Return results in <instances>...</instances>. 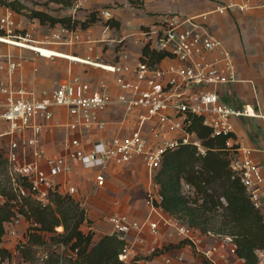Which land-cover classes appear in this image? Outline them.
<instances>
[{
  "label": "built area",
  "instance_id": "obj_1",
  "mask_svg": "<svg viewBox=\"0 0 264 264\" xmlns=\"http://www.w3.org/2000/svg\"><path fill=\"white\" fill-rule=\"evenodd\" d=\"M250 6V0H234L214 10L223 13L229 8L243 10ZM13 12L7 6L0 10V40L10 36L33 40L30 32H15L20 24ZM104 14L106 18L111 16L109 10ZM207 14L200 16L207 18ZM141 33L150 47L167 52L161 61L150 63L138 55L134 65L105 62L101 67L114 73L108 81L74 76L58 83L52 91L36 92L22 84L15 88L11 78L0 87V137L8 138L6 157L18 194L31 192L45 205L52 190L77 192L75 178L81 172H92L93 184L103 187L109 179L108 170L116 165L140 161L145 166L148 215L140 219L114 212L109 216L112 231L126 240L119 254L126 262L133 259L128 235L134 234L135 243H141L146 231L157 234L165 226L201 247L203 233L198 228L165 213L156 203L160 196L153 181L168 149L191 144L199 153L206 152L202 139L187 127L189 116L202 115L204 123L212 127V134H236L235 120L239 117L264 120V113L252 104L238 106L224 98L226 86L239 80L235 58L205 24L171 12L160 24ZM69 39L55 32L47 42L67 43ZM19 64L11 57L7 63L0 61V74H12ZM60 109L68 116L64 123L67 137L61 152L47 153L41 146L42 129L55 124L51 120L61 113ZM110 111H119L120 118L112 119ZM234 140L239 142L238 138ZM232 141L230 137L227 143ZM239 144L231 165L241 175L254 205L264 211V167L254 154L255 148ZM208 233L217 240L204 249L213 264L225 259L226 245L235 253L231 235ZM258 255L264 264V250L259 249Z\"/></svg>",
  "mask_w": 264,
  "mask_h": 264
},
{
  "label": "rangeland",
  "instance_id": "obj_2",
  "mask_svg": "<svg viewBox=\"0 0 264 264\" xmlns=\"http://www.w3.org/2000/svg\"><path fill=\"white\" fill-rule=\"evenodd\" d=\"M22 1L27 4L28 8L43 7L54 14L71 13L80 18L85 17L91 10L98 8V14L101 15V18L85 29L79 27L76 30H66L60 24L40 23L38 18L27 15V11H29L27 8L22 9L21 13L14 11V17L20 24V27L15 31L17 34L24 35L26 32H30V37L33 40H28L29 42L36 43L41 47L56 48L61 52L75 56L62 55V57L47 51L38 52L29 47H22L0 40V61L7 63L11 57L13 60L20 62L12 74L5 71L1 72L0 87L8 83L9 78L13 80L15 88L24 85L36 92L52 91L58 83L74 76H80L83 79L108 81L114 76L113 72L107 71L101 66L86 63L85 59L89 58L103 63L120 61L121 63L134 65L145 43L141 31L149 28L152 24L149 20L143 19L144 14L141 7H144V5L141 0H131L133 5L138 8L136 16H133V8L125 3V0H76L72 6L63 7L55 2H46V0ZM194 1L188 0L186 5L191 7ZM112 7H119L125 15L124 19L130 16V20L133 19L131 21L126 20L124 26H109L110 29H108L107 25L104 24L106 18L104 11L111 10ZM0 10H3L2 4H0ZM171 12L175 11L170 9L164 12V15ZM129 31L133 34L124 36ZM55 32L63 33L71 41L67 43L47 42V39L51 38ZM17 74L18 76H16ZM230 96V92L227 91L225 98L232 101ZM60 112L51 120L55 124L42 129L41 146L47 153L61 152L67 137V128L64 123L68 120V116L65 114L64 109H60ZM110 112H112V119L120 118L121 113L119 111ZM242 125L253 145L259 146V140L264 138V133L258 121L243 118ZM7 146L8 138L0 137V153L3 154L0 156V185L9 189L13 187V180L8 160H5ZM29 147L32 146L29 145ZM262 166L264 167V163H262ZM107 176L109 179L106 186L103 187L93 184L92 172H81L75 178L79 188L73 195L87 209L90 220L83 223L82 228L84 230L89 227L93 228L96 232L95 238L105 232L112 231L109 216L114 212L127 213L140 219L145 218L146 213H149V206L145 201L149 180L146 168L140 161L120 163L109 169ZM15 210L16 213L6 226V234L2 241V245L12 251L14 264H45L48 255L53 250L61 254L69 252L63 244L54 243L50 239L42 244L32 245L27 238L31 221L19 211L18 205H15ZM153 218L157 217L153 216ZM58 227L59 230L63 229L62 226ZM182 239L181 235L175 231L172 232L171 228L166 226L157 234L146 231L144 241L141 243H135L134 234L128 235L135 264H213L204 253L205 248L217 241L210 233L202 234L200 249L187 240L179 244ZM22 246L25 247L26 257L22 253ZM223 249L225 259L220 258L219 264H242L243 261H238L239 257L232 252L230 246L226 245Z\"/></svg>",
  "mask_w": 264,
  "mask_h": 264
},
{
  "label": "trees",
  "instance_id": "obj_3",
  "mask_svg": "<svg viewBox=\"0 0 264 264\" xmlns=\"http://www.w3.org/2000/svg\"><path fill=\"white\" fill-rule=\"evenodd\" d=\"M75 1L46 0L61 7L72 6ZM0 4L20 13L27 8V15L38 18L40 23L60 24L68 30L85 29L101 18L98 8L80 18L71 13L54 14L43 7L28 8L22 0H0ZM104 24L120 27L121 22L109 16L104 19ZM166 55V51L152 48L147 42L142 46L140 57L155 63ZM187 127L196 132L207 150L199 153L195 146L182 144L165 152L153 176L160 196L156 203L162 206L165 213L198 228L202 233L212 231L231 235L235 253L245 264H261L258 250H264V211L254 205L241 175L231 165L240 145L234 140L237 135L212 134V127L205 124L199 114L189 116ZM230 137L233 141L228 144ZM0 192L3 196L0 202V264H14L12 251L2 245V241L6 234L5 222L16 213L15 205L31 221L27 238L32 245L50 239L63 244L69 251L61 254L53 250L45 264H135L134 258L126 262L119 256L126 244L124 238L113 231L95 238L93 228H82V224L90 220L87 209L73 194L52 190L49 203L44 205L31 192L20 195L14 187L8 189L1 185ZM58 226L63 229L59 230ZM185 240L183 238L179 244ZM21 250L26 257L25 247L22 246Z\"/></svg>",
  "mask_w": 264,
  "mask_h": 264
},
{
  "label": "crops",
  "instance_id": "obj_4",
  "mask_svg": "<svg viewBox=\"0 0 264 264\" xmlns=\"http://www.w3.org/2000/svg\"><path fill=\"white\" fill-rule=\"evenodd\" d=\"M125 1V3L133 8V16H136L138 8L133 5L131 0ZM141 1L144 5V7H141V11L144 14L143 19L149 20L152 23L150 26L160 24L164 12L170 9L183 17H192L195 21L205 24L208 31L216 38L222 40L235 58L239 80L226 86L224 98L226 92L229 91L232 101L225 98L228 102L238 106L250 103L257 111L264 113V0H250L252 6L246 9L229 8L223 13L214 10L216 6L228 4L234 0H195L192 6L190 5L191 7L186 5L188 0ZM109 11L111 12V16L120 20L121 26H124L126 20L131 21L133 19L130 20L131 16L124 19L125 15L119 7H112ZM203 12L208 13L207 18L200 16ZM107 28L110 29L109 26ZM130 31L124 34V36L132 35L133 32ZM43 48H46L47 52L57 54V56H75L61 52L56 48L48 46ZM243 118L257 120L263 133L264 120L260 117L251 116L239 117L235 120L238 141L244 146L255 148L254 154L262 164L264 163V138L259 140V146L253 145L246 129L242 125ZM147 215L148 212L146 213ZM238 261L241 260L238 258ZM242 264L244 263L242 262Z\"/></svg>",
  "mask_w": 264,
  "mask_h": 264
},
{
  "label": "bare ground",
  "instance_id": "obj_5",
  "mask_svg": "<svg viewBox=\"0 0 264 264\" xmlns=\"http://www.w3.org/2000/svg\"><path fill=\"white\" fill-rule=\"evenodd\" d=\"M1 39L4 40L7 43L19 45V46H22V47H29L30 49L38 51V52L46 51V48L38 46V44H36V43H31L28 40L20 41L18 39H14V38H11V37H4V38H1ZM85 62L94 64V65H97V66H105L103 62L91 60V59H88V58L85 59Z\"/></svg>",
  "mask_w": 264,
  "mask_h": 264
}]
</instances>
